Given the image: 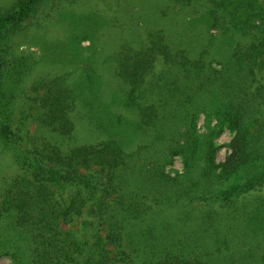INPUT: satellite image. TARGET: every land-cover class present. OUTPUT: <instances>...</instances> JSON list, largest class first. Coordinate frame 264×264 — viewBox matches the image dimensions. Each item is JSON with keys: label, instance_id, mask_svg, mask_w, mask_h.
Listing matches in <instances>:
<instances>
[{"label": "trees", "instance_id": "obj_1", "mask_svg": "<svg viewBox=\"0 0 264 264\" xmlns=\"http://www.w3.org/2000/svg\"><path fill=\"white\" fill-rule=\"evenodd\" d=\"M78 1L0 0V259L264 264V0H175L140 46L74 59L87 16L72 70L28 86L15 38Z\"/></svg>", "mask_w": 264, "mask_h": 264}, {"label": "rangeland", "instance_id": "obj_2", "mask_svg": "<svg viewBox=\"0 0 264 264\" xmlns=\"http://www.w3.org/2000/svg\"><path fill=\"white\" fill-rule=\"evenodd\" d=\"M171 6L181 7L175 0H79L75 4H63L58 9H49L48 14L42 17L38 28L30 27L18 35L13 43L15 52L33 54L38 60L36 68L27 79V85L30 86L38 78L60 75L72 70L71 66L74 63L68 62L66 55L69 51L63 48V45L69 42L73 33L72 26L86 33L82 23L85 17L94 15L95 21L88 20L93 23L89 39L82 38L80 42L70 45L72 50L69 53L74 59L84 58L93 51L99 58L105 57L125 42L140 46L146 36V30L154 23L150 14L163 11V15H166L170 12ZM171 18L169 15L166 21ZM172 21L176 22L177 17H173ZM76 46L79 51L75 50ZM49 51L54 53L50 56L47 54ZM113 68L112 63L103 68L105 85H110L113 80ZM231 137V133L227 131L217 139L220 145L217 152L218 161L226 158L228 154L226 145ZM173 167L181 170L183 167L181 160L177 159ZM14 171L15 166L6 161L2 167L3 174L9 175ZM0 264L13 263L8 258H1Z\"/></svg>", "mask_w": 264, "mask_h": 264}]
</instances>
